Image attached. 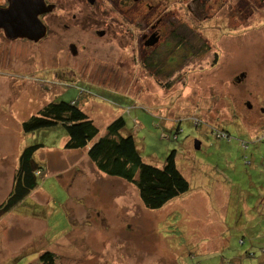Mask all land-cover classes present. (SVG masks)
Returning a JSON list of instances; mask_svg holds the SVG:
<instances>
[{
	"label": "rangeland",
	"instance_id": "1",
	"mask_svg": "<svg viewBox=\"0 0 264 264\" xmlns=\"http://www.w3.org/2000/svg\"><path fill=\"white\" fill-rule=\"evenodd\" d=\"M49 1L57 7L44 21L60 18V29L51 30L57 35L38 43L0 40V203L23 148L41 143L34 159L44 168L38 186L0 219V264H39L46 250L59 264H264V112L245 104L264 101L262 0H236L238 18L228 25L193 17L214 50L225 52L223 40L229 42L233 61L206 68L212 50L198 52L190 69L163 83L136 61L144 3ZM242 69L246 82L234 86L231 75ZM52 100L76 101L98 135L122 116V134L134 136L146 163L161 166L176 150L189 190L147 209L132 184H106L86 148L64 149L62 125L24 133L22 122Z\"/></svg>",
	"mask_w": 264,
	"mask_h": 264
},
{
	"label": "trees",
	"instance_id": "2",
	"mask_svg": "<svg viewBox=\"0 0 264 264\" xmlns=\"http://www.w3.org/2000/svg\"><path fill=\"white\" fill-rule=\"evenodd\" d=\"M193 120L198 125L201 123L198 119ZM57 125H62L66 133L64 149L86 148V155L96 171L132 184L147 209H160L190 188L188 180L177 167L176 150L169 151L161 166L146 163L140 156L134 136L130 133L122 134L125 126L122 116L112 120L106 126L105 133L98 135L99 130L93 120L76 101L52 100L21 124L24 133ZM215 131L221 135L227 134L225 130ZM41 147V143H35L20 152L11 189L0 203V218L19 205L38 186V178L44 174V168L34 159V154ZM38 263L59 264L57 255L49 250L39 254Z\"/></svg>",
	"mask_w": 264,
	"mask_h": 264
},
{
	"label": "flooded vegetation",
	"instance_id": "3",
	"mask_svg": "<svg viewBox=\"0 0 264 264\" xmlns=\"http://www.w3.org/2000/svg\"><path fill=\"white\" fill-rule=\"evenodd\" d=\"M132 1L140 5L144 3L145 6V9L142 8L141 15L137 20V24H141V35L139 39H137L139 47L137 53H135L136 61L144 72H152L159 83H163L162 80L171 72L177 70L187 71V69H190L192 67L193 58L198 55V52H202L199 54L209 56L210 50H212L211 55L213 57L209 66L206 68L215 65L220 67L222 63L224 67L226 63V65H229L233 61L226 50L229 42H224L223 40L222 46L225 52L218 47L214 50L213 44L205 38L203 33L193 27L192 18L195 17V19H198V14H201V18L204 21L212 20L214 17H220L221 19L227 20V25L231 22L233 23L238 18L237 14L240 11L238 2L236 5V0H232V2L229 0H191L183 4H181V2L177 3L179 6H169L167 1H157L155 3H151L150 1L143 2L144 0ZM263 1L264 0H262L261 3L262 5L264 4ZM44 2L47 6L51 5L49 11L43 12L38 16L39 20L46 27L45 36L37 41L30 40L26 37L12 38L6 35L4 29L0 28V40H2L1 36H3L9 40L38 43L41 40H45L49 35H57V33H53L51 30H53V25L57 29H60V18L58 23H53L52 25L44 21L45 16L55 11L57 4L49 0H44ZM83 2L93 6L95 0L93 3H90L88 0H83ZM9 4L10 0H0V8H7ZM214 6H216V9L214 13L210 14V9ZM61 18V25L68 28L67 20L63 17ZM72 18L75 20L78 19V16L74 14ZM237 24L235 26H237ZM96 34L99 36L104 35V30H98ZM153 38H156L155 42L152 41ZM71 47L74 48L76 53L75 45L71 44ZM261 62L264 63V59L260 61V63ZM260 73L259 78L264 83V70ZM247 76V72L242 69L231 75V83L234 86H240L246 82ZM263 102L262 99L256 98L254 101H246L245 104L248 111L255 110L263 113L264 109L260 104ZM195 125H198L197 121ZM215 134L218 133L215 131ZM196 144H198V142Z\"/></svg>",
	"mask_w": 264,
	"mask_h": 264
},
{
	"label": "water",
	"instance_id": "4",
	"mask_svg": "<svg viewBox=\"0 0 264 264\" xmlns=\"http://www.w3.org/2000/svg\"><path fill=\"white\" fill-rule=\"evenodd\" d=\"M50 9L51 5L47 6L44 0H10L7 8H0V28L4 29L9 37H26L37 41L46 34V27L38 16ZM155 39L152 41L155 42Z\"/></svg>",
	"mask_w": 264,
	"mask_h": 264
},
{
	"label": "crops",
	"instance_id": "5",
	"mask_svg": "<svg viewBox=\"0 0 264 264\" xmlns=\"http://www.w3.org/2000/svg\"><path fill=\"white\" fill-rule=\"evenodd\" d=\"M106 177V176H105ZM120 180H118V178H113V177H109L108 181H106V184L110 185V186H117V183H120L119 182ZM5 216V215H4ZM3 216V217H4ZM1 219V218H0Z\"/></svg>",
	"mask_w": 264,
	"mask_h": 264
}]
</instances>
